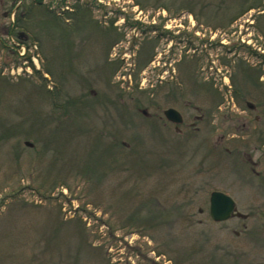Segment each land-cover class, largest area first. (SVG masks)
I'll use <instances>...</instances> for the list:
<instances>
[{
	"label": "rangeland",
	"instance_id": "rangeland-1",
	"mask_svg": "<svg viewBox=\"0 0 264 264\" xmlns=\"http://www.w3.org/2000/svg\"><path fill=\"white\" fill-rule=\"evenodd\" d=\"M32 1L0 0V264H264V186L242 163L264 177V121L231 125L196 86L232 42L200 0H40L70 31L37 19L22 59L7 27ZM169 107L181 136L153 119ZM213 191L248 219L213 221Z\"/></svg>",
	"mask_w": 264,
	"mask_h": 264
},
{
	"label": "flooded vegetation",
	"instance_id": "flooded-vegetation-1",
	"mask_svg": "<svg viewBox=\"0 0 264 264\" xmlns=\"http://www.w3.org/2000/svg\"><path fill=\"white\" fill-rule=\"evenodd\" d=\"M198 5L200 6L201 15L203 16L200 20H203L204 24L212 25L214 29L220 28L221 31L226 32V35L232 38V42H230L231 45L229 47L223 46L225 44L223 39L211 43V46L214 48H225V54L227 55L221 58L219 63L220 68H213L211 78H205V73L202 72L200 78L198 77L195 82L196 86L201 90H211L216 107L220 106V104L224 103V100H226L227 113L223 116L229 120L231 125L235 126L234 122L238 121L253 120L258 123L264 121V3H262L261 0H247L238 8V11L235 10V12H229L231 8L221 0H200ZM226 10L229 16L226 14L225 17L221 18L219 14H224ZM208 11H212V13ZM144 24V22H139L134 18V24L129 27L132 29V32H134L136 28L142 30L143 27H145ZM166 25L167 23L163 25L165 29H167ZM146 28L150 31L156 27L152 22ZM162 34L168 36L169 32L165 31L162 32ZM213 38L214 37H211L210 40ZM165 64L166 63H164V67H166ZM248 83L251 84L252 88L262 91L261 94L259 93L258 99H256L258 93L248 96L247 93L241 90V88L243 86L245 87ZM179 86H181V83L176 82L173 86V90L177 88V90H179ZM169 93L171 94L170 91ZM224 96L226 98H224ZM237 107H241L242 109ZM169 108H173L181 114L180 110L177 108ZM214 111H216V108ZM216 113L219 112L216 111ZM143 114H145V112H143ZM181 116L182 122L179 124L167 120L164 115L163 117L155 116L153 119L155 122L161 121L162 125L168 127V129H172L173 134L181 136L184 133L183 128L185 126L184 117L182 114ZM204 117V113H201L199 116H196L195 119L201 124L205 120ZM188 126L196 132L199 131V128L195 126L194 122L189 123ZM243 127H245L244 124ZM234 131L238 132L239 129L235 128ZM226 135H228V133L221 134L220 143L225 141ZM225 152L229 153L227 149ZM243 157L242 163L244 165L249 164L250 171L256 176L255 178L246 179L244 181L249 183L258 182L259 186H264V177H261V174L254 169L258 165V162L253 161V157L247 152L243 153ZM236 213H240L237 211V208ZM240 214L241 216L234 215L226 221L233 218H238L240 220L248 219L247 214ZM252 246L264 250V242H256L253 243ZM152 264L162 263L153 262Z\"/></svg>",
	"mask_w": 264,
	"mask_h": 264
},
{
	"label": "trees",
	"instance_id": "trees-1",
	"mask_svg": "<svg viewBox=\"0 0 264 264\" xmlns=\"http://www.w3.org/2000/svg\"><path fill=\"white\" fill-rule=\"evenodd\" d=\"M36 1V3H35ZM34 4L32 5H24L23 10H19L18 8L17 15H16V20L15 23L12 25H9L7 27V35L11 37H15L16 41L18 44H26V39L28 38L27 35L29 36L30 34H34V26H35V21L37 19H41L42 21H45L44 23L56 26L58 27L61 31V33L64 35L65 33H68L70 30H68L67 27H64L65 24L52 12L48 9H44L40 4V0H33L32 1ZM67 19H70L69 13L66 14ZM18 30V31H15ZM66 35V34H65ZM28 58V56H27Z\"/></svg>",
	"mask_w": 264,
	"mask_h": 264
},
{
	"label": "water",
	"instance_id": "water-1",
	"mask_svg": "<svg viewBox=\"0 0 264 264\" xmlns=\"http://www.w3.org/2000/svg\"><path fill=\"white\" fill-rule=\"evenodd\" d=\"M163 115L173 123L179 124L182 122L181 114L173 108L164 110ZM209 215L215 222H224L234 215L241 216L240 213H236L234 200L230 196L217 191L212 192L210 195Z\"/></svg>",
	"mask_w": 264,
	"mask_h": 264
},
{
	"label": "built area",
	"instance_id": "built-area-1",
	"mask_svg": "<svg viewBox=\"0 0 264 264\" xmlns=\"http://www.w3.org/2000/svg\"><path fill=\"white\" fill-rule=\"evenodd\" d=\"M11 19H13V15H11ZM18 51H19V52H18L19 55H20V56H23L24 53H25V48H24V46H20ZM32 61L36 64V58L32 57Z\"/></svg>",
	"mask_w": 264,
	"mask_h": 264
}]
</instances>
